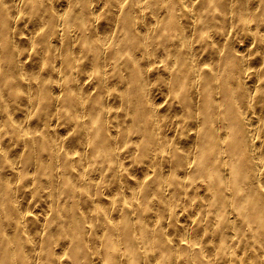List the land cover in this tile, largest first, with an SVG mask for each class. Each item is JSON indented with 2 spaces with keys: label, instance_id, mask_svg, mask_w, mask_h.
<instances>
[{
  "label": "bare ground",
  "instance_id": "6f19581e",
  "mask_svg": "<svg viewBox=\"0 0 264 264\" xmlns=\"http://www.w3.org/2000/svg\"><path fill=\"white\" fill-rule=\"evenodd\" d=\"M0 264H264V0H0Z\"/></svg>",
  "mask_w": 264,
  "mask_h": 264
}]
</instances>
